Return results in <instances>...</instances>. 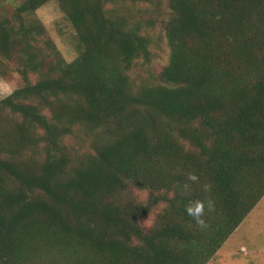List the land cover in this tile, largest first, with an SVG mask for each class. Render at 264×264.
Returning <instances> with one entry per match:
<instances>
[{"label": "trees", "instance_id": "obj_1", "mask_svg": "<svg viewBox=\"0 0 264 264\" xmlns=\"http://www.w3.org/2000/svg\"><path fill=\"white\" fill-rule=\"evenodd\" d=\"M13 75L0 264H208L264 198V0H22Z\"/></svg>", "mask_w": 264, "mask_h": 264}, {"label": "rangeland", "instance_id": "obj_2", "mask_svg": "<svg viewBox=\"0 0 264 264\" xmlns=\"http://www.w3.org/2000/svg\"><path fill=\"white\" fill-rule=\"evenodd\" d=\"M21 1L0 0V13L10 15ZM38 16L65 58L73 60L77 56L74 32L58 5L50 2L38 11ZM17 82L15 75L0 79V100L11 94ZM150 222L151 218L145 220L147 226ZM208 264H264V198Z\"/></svg>", "mask_w": 264, "mask_h": 264}]
</instances>
